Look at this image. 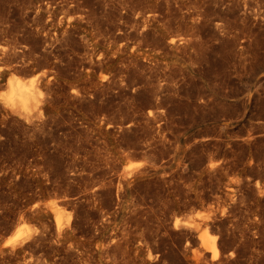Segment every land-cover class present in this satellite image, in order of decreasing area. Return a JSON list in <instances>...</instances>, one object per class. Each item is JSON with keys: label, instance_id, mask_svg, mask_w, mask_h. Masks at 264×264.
<instances>
[{"label": "rangeland", "instance_id": "obj_1", "mask_svg": "<svg viewBox=\"0 0 264 264\" xmlns=\"http://www.w3.org/2000/svg\"><path fill=\"white\" fill-rule=\"evenodd\" d=\"M0 264H264V0H0Z\"/></svg>", "mask_w": 264, "mask_h": 264}, {"label": "bare ground", "instance_id": "obj_2", "mask_svg": "<svg viewBox=\"0 0 264 264\" xmlns=\"http://www.w3.org/2000/svg\"><path fill=\"white\" fill-rule=\"evenodd\" d=\"M40 86L34 81L28 83H23L18 78H12L8 81V91L5 94L4 100L8 106H22L27 107L32 101L37 100V96L41 94ZM229 222V221H228ZM57 223L59 225V219H57ZM60 226V225H59ZM17 234H14V238L8 241L5 245H14L18 239H20V231ZM201 239L203 240L204 245L211 252L213 258H215L218 254L215 247L216 236L209 234L206 228L203 229L201 234Z\"/></svg>", "mask_w": 264, "mask_h": 264}]
</instances>
